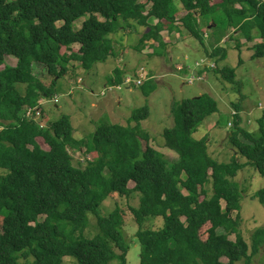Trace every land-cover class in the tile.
Returning a JSON list of instances; mask_svg holds the SVG:
<instances>
[{"label": "trees", "instance_id": "obj_1", "mask_svg": "<svg viewBox=\"0 0 264 264\" xmlns=\"http://www.w3.org/2000/svg\"><path fill=\"white\" fill-rule=\"evenodd\" d=\"M176 1L0 0V264H63L65 257L76 264H126L123 212L116 206L101 216L100 210L113 195L131 193L139 195L138 205L129 208L139 227V264H250L264 253V226L247 243L232 216L243 197L239 174L251 167L264 177V111L258 132L252 133L241 126L234 106V131L227 134L234 156L227 163L210 155L205 137H192L218 112L207 94L171 108L172 127L162 137L165 148L177 155L173 163L140 128L149 117L147 106L135 110L124 126L102 123L83 139L74 137L67 115L48 128L26 115L50 96V85L72 62L90 71L115 56L110 36L124 26L148 28L135 50L152 41L160 55L168 44L162 31L176 37L186 31L202 47L210 45L201 64L222 82H235V69L217 68L226 59L221 40H231L226 29H233V49L239 52L243 42L260 40L250 47L251 59L264 58V0H178L179 7H173ZM8 56L17 60L15 66L5 63ZM35 66L41 67L38 74ZM44 73L52 77L47 87ZM121 74L113 71L105 87L120 85ZM16 85L25 86L24 93ZM240 134L249 143L240 141ZM73 153L86 157L75 163ZM251 198L264 207V188ZM92 215L97 233L86 238ZM160 218L159 229H142L145 221Z\"/></svg>", "mask_w": 264, "mask_h": 264}, {"label": "rangeland", "instance_id": "obj_2", "mask_svg": "<svg viewBox=\"0 0 264 264\" xmlns=\"http://www.w3.org/2000/svg\"><path fill=\"white\" fill-rule=\"evenodd\" d=\"M175 6L179 7L178 0L173 3V7ZM82 21L83 19L76 21L74 27L79 29ZM120 31L122 32H116L110 36L115 46V56L105 63L95 65V71L94 69L83 70L79 63L72 62L68 66L67 73L50 85V96L40 101V108L48 119V125L59 116L67 115L72 121L75 138L83 139L91 136L102 123L124 126L135 110L147 106L149 117L140 122V128L149 134L150 145L162 153L168 163H173L178 159L177 155L165 148L162 137L164 130L172 127L171 108L182 99L207 94L216 100L218 112L208 117L192 137L196 140L205 137L208 152L215 160L227 163L234 156L227 134L234 131L231 114L236 110L242 122L241 126L249 132H258L257 120L264 111V58L251 59L253 51L250 47L260 40L243 42L241 45L243 48L239 52L233 49L236 44L232 36L233 29H226L231 40L227 39L219 45L226 49V59L219 62L217 68L227 66L235 69V82L228 83L222 82L214 71L204 70L201 64L206 58V51L211 50L210 45L202 47L199 41L188 36L189 34L184 30L181 36L187 35V47L181 41L177 43L180 37H176L174 33L161 32L162 37L168 39L166 52H163V55L157 53L156 45L152 41L144 43L143 50H135V47L139 46L140 37L148 31V28H139L135 31L132 27L124 26ZM73 47L77 48V46ZM16 61L13 57L5 58V63L9 66H15ZM196 63L199 65L197 66ZM117 68L122 71V78L129 79L130 82L114 86L111 92L102 97L101 93L105 84L110 85L107 77L112 76ZM141 69L144 71L145 79L141 80V86H136L134 82L138 79ZM33 70L35 74H38L41 67L35 66ZM44 75L43 83L47 87L52 77L47 76L46 73ZM192 76L199 77L200 80L189 83ZM79 79L81 82L78 81ZM18 87L21 93H24L25 86ZM117 87H119L118 90ZM150 87L153 91L146 96L145 92ZM44 122L45 120L43 124ZM238 137L240 141L249 143L243 135L240 134ZM38 142L43 148H47L41 140ZM142 144L144 145V142ZM72 155L75 163L81 162L86 157L80 153ZM87 159L92 161L94 157L88 156ZM239 161L245 162L243 158H239ZM237 181L243 191V197L239 212H234L232 216L238 218L240 232L244 240L249 243L253 231L264 226V207L251 198L253 193L264 188V177H261L253 168L246 167L239 174ZM133 186V183L129 184L130 188ZM138 201L137 193H131L128 197L113 195L103 202L100 210L101 216H107L116 206L123 212L122 236L129 247L126 264L140 262L141 245L135 236L139 227L129 209L136 207ZM89 218L90 223L85 231L86 238L93 237L97 233L96 216L92 215ZM161 226L162 219H149L145 221L142 229L157 230ZM218 233L221 234L223 231L219 230ZM230 240H234V236H230ZM223 261L226 260L223 259ZM63 264H76V259L65 257ZM109 264H118V261L115 260ZM239 264H243V261ZM250 264H264V253L254 256Z\"/></svg>", "mask_w": 264, "mask_h": 264}, {"label": "clouds", "instance_id": "obj_3", "mask_svg": "<svg viewBox=\"0 0 264 264\" xmlns=\"http://www.w3.org/2000/svg\"><path fill=\"white\" fill-rule=\"evenodd\" d=\"M213 64L212 65H210V67H209V69L211 70L213 67ZM212 67V68H211ZM40 77H42V75H40ZM79 82H81V80L79 79L78 80ZM124 82V81H123ZM122 82V83H123ZM194 82V81H193ZM121 83V84H122ZM190 83V82H189ZM192 83V82H191ZM120 84V85H121ZM141 85H142V83H141ZM141 85H138V86H141ZM117 86H119V85H117ZM117 90L119 89V87H117L116 88ZM112 91V88L110 87V86H108V87H104V90H103V92L101 93V96L103 97V96H105L106 95V93H109V92H111ZM28 109H32V110H34V109H36V111L38 112V115H33V119H34V122H36L40 127H42V128H48V124H47V121H48V119L45 117V115L43 114V111L41 110V108H40V106H38V107H34V108H28ZM27 109V110H28ZM26 110V111H27ZM35 110H34V113L36 112ZM45 120V122H44V124H43V121ZM72 124V123H71Z\"/></svg>", "mask_w": 264, "mask_h": 264}, {"label": "built area", "instance_id": "obj_4", "mask_svg": "<svg viewBox=\"0 0 264 264\" xmlns=\"http://www.w3.org/2000/svg\"><path fill=\"white\" fill-rule=\"evenodd\" d=\"M144 79H145L144 71L141 69V70L139 71V74H138V79L134 82V84H135L136 86L141 85V80H144ZM198 80H200L199 77H194V76H192V77L189 79V82L191 83V82H193V81H198ZM129 82H130L129 79H125L124 82H123V84L129 83ZM34 110L36 111V109H34ZM34 110H32V109H28V110L26 111V115H27V117H33V115H38V112L36 111V112L34 113Z\"/></svg>", "mask_w": 264, "mask_h": 264}, {"label": "crops", "instance_id": "obj_5", "mask_svg": "<svg viewBox=\"0 0 264 264\" xmlns=\"http://www.w3.org/2000/svg\"><path fill=\"white\" fill-rule=\"evenodd\" d=\"M139 28H142L143 29V27H138L135 31H137ZM138 32H140V31H138ZM121 33V32H120ZM182 35V32L180 33V35H178L177 34V37H180L179 38V40H177V43L179 42V41H181L183 44H184V46L185 47H187V45H188V41L186 40L187 39V35L186 36H181ZM189 36V35H188ZM167 41H168V39H166ZM165 40V41H166ZM185 40V41H184ZM166 41V42H167ZM223 42H226V38H223L222 40H221V43H223ZM243 48V47H242ZM95 68H96V66H94V71H95ZM118 70H120L119 68H117ZM121 71V70H120ZM96 73V72H95ZM121 73H122V71H121ZM96 74H98V73H96ZM106 78V77H105ZM108 79H109V76L107 77V81H108ZM105 86H106V84H105ZM82 118H84L83 116H81ZM70 121H71V119H70ZM71 123H72V121H71ZM73 126V125H72ZM73 132H74V128H73ZM75 137V136H74ZM79 139H81V138H79Z\"/></svg>", "mask_w": 264, "mask_h": 264}, {"label": "bare ground", "instance_id": "obj_6", "mask_svg": "<svg viewBox=\"0 0 264 264\" xmlns=\"http://www.w3.org/2000/svg\"><path fill=\"white\" fill-rule=\"evenodd\" d=\"M234 28V27H233ZM123 31V30H122ZM122 31H119V32H122Z\"/></svg>", "mask_w": 264, "mask_h": 264}]
</instances>
